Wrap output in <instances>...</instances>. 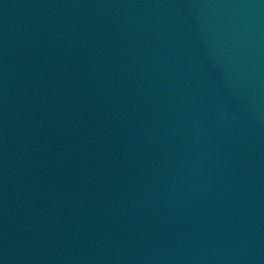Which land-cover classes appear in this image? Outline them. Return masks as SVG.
<instances>
[{
    "label": "water",
    "instance_id": "water-1",
    "mask_svg": "<svg viewBox=\"0 0 264 264\" xmlns=\"http://www.w3.org/2000/svg\"><path fill=\"white\" fill-rule=\"evenodd\" d=\"M0 264H264V0H0Z\"/></svg>",
    "mask_w": 264,
    "mask_h": 264
}]
</instances>
